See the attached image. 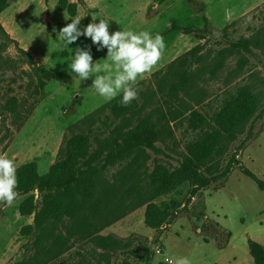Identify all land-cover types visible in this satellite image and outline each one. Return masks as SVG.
I'll return each instance as SVG.
<instances>
[{
    "label": "rangeland",
    "instance_id": "obj_1",
    "mask_svg": "<svg viewBox=\"0 0 264 264\" xmlns=\"http://www.w3.org/2000/svg\"><path fill=\"white\" fill-rule=\"evenodd\" d=\"M61 1L9 0L0 12V155L12 159L16 168L34 161L44 174L59 159L68 137L89 133L102 139L114 126L105 106L109 101L90 87L91 78L80 81L71 73L72 52L53 32L77 15L84 17L82 26L93 18L108 19L110 32L148 30L163 37L161 60L136 85L142 113L167 110L171 103L175 112L194 109L209 117L242 87L253 96L254 111L241 131L225 141L218 170L199 171L198 179L175 185L153 200L171 212L159 230L145 225V205L105 226L85 203L77 209L87 216V231L71 232V222L65 221L51 235L57 244L51 245V238L46 242L51 253L37 256V233L23 236L20 229L34 224L43 192L36 186L17 191L10 206L0 203V264H144L140 259L147 253L150 264H176L181 257L191 264H254L247 241L264 246V0H66L73 15L60 8ZM90 43L81 37L69 48ZM92 54L102 62L106 49L97 52L92 46ZM181 56L186 95L178 92L169 99L167 86L158 78ZM171 128V137L154 141L158 151L147 147L150 135L145 131L128 139L145 153L138 167L141 178L148 181L156 164L179 167L184 144L197 133L179 123ZM119 143L112 153L118 162L112 166L104 154L95 168L94 178L105 181L101 184L130 160H119L126 153V144ZM228 163V174L215 177ZM28 196L34 200L33 212L21 216L18 207Z\"/></svg>",
    "mask_w": 264,
    "mask_h": 264
},
{
    "label": "trees",
    "instance_id": "obj_2",
    "mask_svg": "<svg viewBox=\"0 0 264 264\" xmlns=\"http://www.w3.org/2000/svg\"><path fill=\"white\" fill-rule=\"evenodd\" d=\"M8 2L9 0H0V12L7 7ZM60 8L67 9L71 15L74 14L73 5L68 4L66 0L61 1ZM184 64L185 57L181 56L169 63L161 75V72L158 74L160 85L167 86L165 96L169 99L171 96L177 97L178 92L186 95L187 79H183L182 76ZM213 74L214 70H211L210 75ZM160 91L162 92V88ZM119 100L118 96L105 105L114 126L104 138L99 139L95 135L90 136L89 133L71 135L59 148V159L51 164L44 174L38 172L37 163L34 161L26 162L16 168V191H28L36 186L43 192L42 208L36 214L34 224L24 225L20 229V234L23 236L37 233L33 242L37 256L51 253L49 249L47 250L46 242L51 238L53 240L51 245L57 244L55 237L52 238L51 235L63 222H71L69 226L71 232L87 231L90 227L87 225V216L79 215L77 209L79 205L85 203L89 212L96 215L97 222L105 226L145 205V225L152 229H161L170 220L171 212L167 206L156 204L153 200L175 185L186 180L198 179L199 171L211 174L218 170V159L224 152L225 141L241 131L254 111V98L246 87L238 89L236 94L226 99L209 117L194 109L183 111L176 109L178 112H175L171 108V103L166 105L167 110L155 109L150 113L148 111L142 113L144 105L138 106L137 100L132 101L127 107L121 106ZM90 118L93 121L96 115ZM176 123L185 125L186 128L197 133L195 138L184 144V149L180 153L179 167L170 169L162 164H156L148 181L144 175L141 178L138 167L145 153L135 142H128V139L136 138L138 132L145 131L150 135L147 147L152 151H158L153 144L154 141L162 140L164 135L171 137L173 134L171 126ZM91 139L96 145L94 148ZM121 141L126 144V153L119 155V160L125 158L130 160L111 173L110 181L101 184L105 181L94 178L95 168L104 154H106L105 162L115 165L117 159L113 160L112 153L121 145L119 143ZM133 152H136L134 156H132ZM82 166L88 169L82 171ZM230 168L231 164L228 163L222 173L218 171L215 173V177L224 178ZM246 174L253 177L249 171H246ZM206 184L203 183L201 186ZM77 191L82 192H78L77 195ZM33 209V197L28 196L19 205L18 213L21 216H28L32 214ZM247 248L254 264H264V246L249 239ZM140 260L148 264L150 254L147 253ZM16 264L34 263L23 260Z\"/></svg>",
    "mask_w": 264,
    "mask_h": 264
},
{
    "label": "clouds",
    "instance_id": "obj_3",
    "mask_svg": "<svg viewBox=\"0 0 264 264\" xmlns=\"http://www.w3.org/2000/svg\"><path fill=\"white\" fill-rule=\"evenodd\" d=\"M84 17L75 16L71 22L56 32L62 47L72 52L70 71L80 81L92 79L90 87L103 99L111 101L118 96L119 104L127 107L138 98L137 83L150 74L158 65L165 50L163 37L153 36L148 30H115L110 32V20L93 18L86 26ZM81 37L90 40V45L69 48ZM92 46L97 52L106 49L105 57L94 60ZM16 165L5 155H0V203L10 206L18 193ZM176 264H191L187 257L178 258Z\"/></svg>",
    "mask_w": 264,
    "mask_h": 264
},
{
    "label": "crops",
    "instance_id": "obj_4",
    "mask_svg": "<svg viewBox=\"0 0 264 264\" xmlns=\"http://www.w3.org/2000/svg\"><path fill=\"white\" fill-rule=\"evenodd\" d=\"M46 173V172H45Z\"/></svg>",
    "mask_w": 264,
    "mask_h": 264
}]
</instances>
